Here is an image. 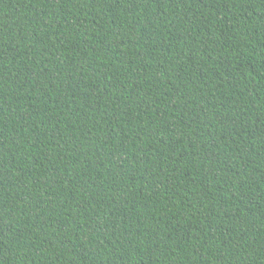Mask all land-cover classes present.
Returning <instances> with one entry per match:
<instances>
[{"label": "trees", "instance_id": "obj_1", "mask_svg": "<svg viewBox=\"0 0 264 264\" xmlns=\"http://www.w3.org/2000/svg\"><path fill=\"white\" fill-rule=\"evenodd\" d=\"M0 264H264V0H0Z\"/></svg>", "mask_w": 264, "mask_h": 264}]
</instances>
